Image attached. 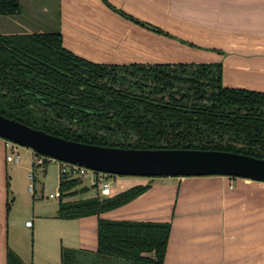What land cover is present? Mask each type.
<instances>
[{"label":"crops","instance_id":"0c3cea01","mask_svg":"<svg viewBox=\"0 0 264 264\" xmlns=\"http://www.w3.org/2000/svg\"><path fill=\"white\" fill-rule=\"evenodd\" d=\"M59 1L62 44L85 59L119 66L222 64L224 86L264 92V0ZM21 152L28 166L43 167L45 173L52 160L36 165L33 150L7 149L0 138V264H8V252L25 263L20 247L24 229L32 230L34 238L44 232L40 254L34 249L31 264H61L65 238L71 249L96 252L100 219L170 224L165 264H264V182L229 176H124L127 185H116L118 192L113 188L104 196L87 180L63 192L56 207L37 215L28 227L30 217H13L15 163L7 160ZM33 169L26 176L28 194L36 192ZM116 177L110 178L112 184ZM76 179L62 175L59 162L58 191L63 182ZM136 187L148 189L100 216H61L64 204L107 199Z\"/></svg>","mask_w":264,"mask_h":264},{"label":"trees","instance_id":"16d2710c","mask_svg":"<svg viewBox=\"0 0 264 264\" xmlns=\"http://www.w3.org/2000/svg\"><path fill=\"white\" fill-rule=\"evenodd\" d=\"M20 13L21 0H0V16ZM222 75V64H98L67 50L59 30L0 33V114L7 118L93 145L264 158V92L226 87ZM80 183L63 182L61 197ZM147 189L64 204L61 216H100ZM170 232L168 223L100 219L98 250L63 247L61 264H165ZM8 264L25 263L8 252Z\"/></svg>","mask_w":264,"mask_h":264},{"label":"water","instance_id":"95a60500","mask_svg":"<svg viewBox=\"0 0 264 264\" xmlns=\"http://www.w3.org/2000/svg\"><path fill=\"white\" fill-rule=\"evenodd\" d=\"M0 138L38 155L109 175L229 176L264 182V158L234 152L93 145L52 135L1 114Z\"/></svg>","mask_w":264,"mask_h":264},{"label":"rangeland","instance_id":"374dc122","mask_svg":"<svg viewBox=\"0 0 264 264\" xmlns=\"http://www.w3.org/2000/svg\"><path fill=\"white\" fill-rule=\"evenodd\" d=\"M60 1L59 0H21V13L16 16H0V33L1 34H14V33H51L57 31L59 28V13H60ZM28 29L25 30L24 28ZM24 30V31H20ZM15 147L21 151L27 150L28 148L18 146ZM22 160L19 165L11 164L13 169V198L17 195V200L14 208L13 217L21 218L30 217L29 221L33 223L36 221V216L52 211L56 200L48 199L47 196L51 193L58 191L59 184V161L50 160L47 166V172L43 171V167H33L25 162L26 157L21 152ZM47 158V157H46ZM31 169L35 170L36 182L34 194H28L26 187L28 185L26 176ZM122 178H128L124 176H118L113 179L112 187L115 192L119 191L116 185H127L126 181ZM119 181V183L117 182ZM82 184H86L83 181ZM115 185V186H114ZM124 187V186H123ZM19 193H22L18 196ZM35 196V199L33 198ZM23 237L21 239L20 247L22 248V255H24L25 264L32 263V256L34 249L39 256L41 246L44 244L40 235H44V232H40L36 238L33 236L32 230H20ZM71 232V230H70ZM14 235L13 229H11V237ZM71 242L65 238L63 246L69 248L67 244ZM59 259V258H58ZM36 264V263H35ZM55 264V263H53ZM58 264V263H56ZM60 264V263H59Z\"/></svg>","mask_w":264,"mask_h":264},{"label":"built area","instance_id":"2783aa9c","mask_svg":"<svg viewBox=\"0 0 264 264\" xmlns=\"http://www.w3.org/2000/svg\"><path fill=\"white\" fill-rule=\"evenodd\" d=\"M6 147L7 149H12L14 148V143L7 141L6 140ZM46 157L38 155V159H36L35 164L36 165H42L46 161ZM7 160L9 162H14L15 164H19L21 161V155L20 154H10L7 157ZM61 173L62 175H67L68 173L72 174L74 177H77L81 182L90 180L92 185L99 186L102 195L104 196H110L112 194V182L110 178L112 175L97 172L85 167H81L78 165H73L69 163H63L61 162ZM31 178L33 179V174H31ZM30 189H33V186H30ZM61 192L57 191L55 193H51L48 195V198L54 199V200H59L61 198ZM33 223L28 221L26 223V226L32 227Z\"/></svg>","mask_w":264,"mask_h":264}]
</instances>
